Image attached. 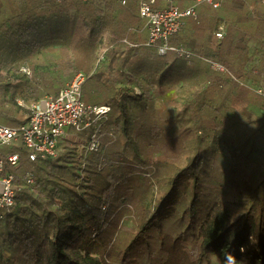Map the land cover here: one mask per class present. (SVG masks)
Wrapping results in <instances>:
<instances>
[{
  "label": "trees",
  "instance_id": "trees-1",
  "mask_svg": "<svg viewBox=\"0 0 264 264\" xmlns=\"http://www.w3.org/2000/svg\"><path fill=\"white\" fill-rule=\"evenodd\" d=\"M122 2L0 0V68L25 76L8 80L0 71L4 123L22 122L18 96L27 103L56 96L81 71L85 102L112 109L100 152L84 156L67 143L57 157L33 161L21 149L14 170L22 188L2 211L0 264H264V147L261 159L237 155L243 170L259 173L255 187L243 178L225 184L209 169L220 143L235 145L232 130L244 117L251 119L247 141L264 145V95L244 83L251 76L264 88V53L255 58L251 50L264 43L262 0H225L219 8L202 3L198 18L169 38L191 51L190 58L146 45L139 0ZM175 2L183 8L195 0ZM223 21L228 32L217 43L213 31ZM78 25L84 33L75 39ZM51 43L61 50L48 70L33 77L20 70ZM160 85L179 92L169 103L180 105L177 112L156 108ZM180 145L190 159L164 181L170 153ZM141 165L160 182L161 198L136 233L108 240L102 230L124 193L140 181L147 190L138 193L149 192L152 180L133 174ZM27 171L35 175L32 189L24 184ZM230 185L246 195L227 199L223 190Z\"/></svg>",
  "mask_w": 264,
  "mask_h": 264
},
{
  "label": "built area",
  "instance_id": "built-area-1",
  "mask_svg": "<svg viewBox=\"0 0 264 264\" xmlns=\"http://www.w3.org/2000/svg\"><path fill=\"white\" fill-rule=\"evenodd\" d=\"M224 1L195 0L182 8L175 0H139V15L148 35L146 45L157 48L160 53L174 51L180 57L190 58L193 56L191 51L171 45L169 38L181 32L189 18H198V7L202 3L219 8ZM122 3L125 4L126 0ZM227 31L228 24L225 21L219 23L214 31L215 41L219 43L224 40ZM203 60L216 71H226L222 63L212 58L203 57ZM20 70L27 75L31 74L26 65ZM86 78L81 71L58 95H46L31 104L18 99V104L29 110L27 118L16 126L0 122V148H10L8 152H0V221L3 209L15 204L16 196L22 188V184L16 181L15 172L7 170V166L15 169L20 165L21 149H26L28 157L33 161L57 157L65 151L67 143L75 144L84 156L102 150V131L112 109L110 105L85 102L82 86ZM233 78L237 80L235 76ZM255 91L264 95L263 88H256ZM1 110L0 105V115ZM262 137L264 139V128ZM23 179L28 187H34L35 175L32 171H27Z\"/></svg>",
  "mask_w": 264,
  "mask_h": 264
},
{
  "label": "rangeland",
  "instance_id": "rangeland-1",
  "mask_svg": "<svg viewBox=\"0 0 264 264\" xmlns=\"http://www.w3.org/2000/svg\"><path fill=\"white\" fill-rule=\"evenodd\" d=\"M261 1V0H260ZM264 10V5H260ZM84 33V30L80 25L76 27L75 31V39L79 37L81 34ZM146 44V43H145ZM60 48L57 46V44H49L45 50L40 52L38 56H36L34 59L31 60L29 63H21L20 65L28 66L31 70L30 77L40 75L41 72L48 70L51 66L50 65V59L54 58L55 56H58L60 53ZM15 69V67H12ZM1 73L5 74V77H7L8 80L16 79V78H25V76H18L17 72H13L1 69ZM154 93L156 97V108L158 111L162 114H171L172 111L177 112L178 109H180L179 104H171L169 106V103L174 101V99L177 98V95L179 92L176 88H164L163 86H157L154 88ZM18 99H23L21 96H18ZM24 100V99H23ZM27 103V102H26ZM31 104V103H28ZM18 106L21 108L20 112L17 113L18 119L24 121L29 113V110L25 107H22L18 104ZM245 115H247L245 113ZM248 116V115H247ZM260 116L255 115L254 119H259ZM251 119H248L247 117H244L242 122H238L233 127V133L235 137V145L233 144H226V143H220L218 145V149L216 154H213L211 164L209 166V169H213L211 172L212 177H216L217 174L219 177L221 176L224 180V183L227 182L231 183L230 181H235L239 178H243L248 180L251 183L252 187H255L254 182L257 183L258 179L261 177L258 176V174H255L256 172L250 171L248 168L242 169L243 163L238 158V151L244 153V155H247V159L252 160L253 157H257L258 159H261L257 152H261L263 150L264 145L261 141L256 142L252 138L248 140L247 130L246 126L251 122ZM0 122L4 123V119L0 116ZM7 125L15 126L11 121H6ZM261 134V132H260ZM239 146V148H238ZM10 151L9 147H2L0 148V152H8ZM170 155L172 158L170 159L172 164L169 167V170H166L163 172V180L168 181V179L171 178L173 175L172 170L173 168H179L184 167L186 163L189 161L190 156L189 152L186 150V148L183 145L178 146L173 150ZM249 156V157H248ZM251 166H255V164H251ZM229 168L231 170H229ZM236 169V171L232 170ZM7 170L15 172L14 168L7 166ZM144 172V173H143ZM143 173L146 177H149L152 180L150 189L147 191L148 193H138V190H141L144 192V190H147V186L144 185L143 181H140V184L137 188V190L133 191L130 189L127 193H124V197L120 199V202L118 204H121L114 212L112 216L108 217V224L105 228H103V235L109 232L108 240H111L114 242L115 239L113 237L116 236H122L125 235H132L136 233L143 221L147 220L154 212V207L161 198L162 192L160 189V182L157 181V178L153 175L149 176V170L142 168V165L137 168V170L133 171V174L140 175ZM227 179V182L225 180ZM143 184V185H142ZM232 185V184H231ZM228 186V189L224 191L225 197L227 199H236L239 196H245L246 195V189H242L243 193H239L238 189L236 190L232 186ZM257 186V185H256ZM119 188V187H118ZM260 188V187H259ZM118 192L121 190L117 189ZM116 190V191H117ZM147 194V198L145 199ZM147 202V203H146ZM104 208L107 210L109 209V206L105 203ZM144 215V217H143ZM141 223V224H140ZM140 224V225H139Z\"/></svg>",
  "mask_w": 264,
  "mask_h": 264
},
{
  "label": "crops",
  "instance_id": "crops-1",
  "mask_svg": "<svg viewBox=\"0 0 264 264\" xmlns=\"http://www.w3.org/2000/svg\"><path fill=\"white\" fill-rule=\"evenodd\" d=\"M261 5H264V2H263V0H262V3H261ZM187 7V6H186ZM260 9H262L261 7H260ZM226 22V21H225ZM227 23V22H226ZM228 24V23H227ZM216 29V28H215ZM215 31V30H214ZM214 31H213V40H215L214 39ZM228 32V31H227ZM258 45H257V42H255L254 44H252V48H251V50H252V53L253 54H255V58H257V57H260V54H258V52H260L259 50H261L263 53H264V43L259 47H257ZM262 52H260V53H262ZM244 83H246L247 85H248V87H250L251 89H253V90H256V88H262L263 86H261L260 84H258L257 82H256V79H254V77H252L251 78V76L249 77V78H246L245 80H244ZM264 89V88H263Z\"/></svg>",
  "mask_w": 264,
  "mask_h": 264
}]
</instances>
